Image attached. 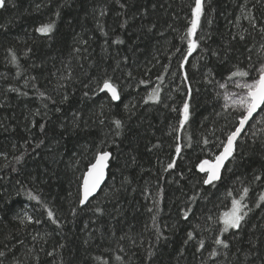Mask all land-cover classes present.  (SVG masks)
Masks as SVG:
<instances>
[{
    "label": "trees",
    "instance_id": "1",
    "mask_svg": "<svg viewBox=\"0 0 264 264\" xmlns=\"http://www.w3.org/2000/svg\"><path fill=\"white\" fill-rule=\"evenodd\" d=\"M194 4L5 0L0 264H264V110L221 179L205 185L197 168L238 125L231 99L246 91L236 84L264 66V0H203L189 55ZM49 23L50 34L36 31ZM237 69L249 76L229 79ZM104 79L119 102L100 93ZM156 88L159 98L149 99ZM99 151L111 153L106 182L80 207L82 177ZM241 196V228L222 233V215Z\"/></svg>",
    "mask_w": 264,
    "mask_h": 264
},
{
    "label": "snow or ice",
    "instance_id": "2",
    "mask_svg": "<svg viewBox=\"0 0 264 264\" xmlns=\"http://www.w3.org/2000/svg\"><path fill=\"white\" fill-rule=\"evenodd\" d=\"M5 6V0H0V8ZM123 6V5H122ZM203 13V0H195L194 7L192 8V19L191 26L187 30V38H188V54L191 53L197 48V43L193 39L195 36L196 30L199 26L200 18ZM54 24H44L41 27L37 28L36 31L41 34L48 35L53 31ZM117 43H122V41H117ZM13 62H15V55L12 57ZM183 67V64L181 65ZM248 71L237 69L231 73L232 77H248ZM186 78V77H185ZM143 83V82H142ZM236 86L241 89H245L242 95L238 98L231 99V106L237 108V110L241 111V115L239 116L238 126L235 127L234 131H231L227 134L226 141L222 144V151L215 156L214 160H202L197 168L201 173H206V178L203 179V183L205 185H211L213 182L221 179V170L225 165V162L228 161L231 157H233L235 151V145L237 138L241 135L242 130L249 123L255 113L258 110H264V66H262L258 70V78L252 80V82H244L237 83ZM99 90L101 92L107 91L111 94V98L113 100H119L120 96L116 86L109 80L104 79L102 84L98 85ZM234 95V94H233ZM159 98V88L153 90V92L149 95V99L156 100ZM226 101L230 99V97L225 98ZM189 118V105L188 103H184L183 106V119L180 120V126L183 128L184 124L187 122ZM115 125L117 128L121 127V121L116 120ZM207 144V140L204 141ZM175 152L177 155L181 153V147L179 145L176 146ZM111 153L108 151H99L96 153L94 157V163H91L87 173L82 177V196L79 200L81 205H84L88 202L89 198L96 192V190L101 186L105 179V169L109 166V159ZM19 159V158H18ZM175 166V161H171L168 163L167 168L172 169ZM259 179V177H257ZM248 189H244V194L246 195ZM231 195V193H229ZM30 199H37V197L31 196L29 194ZM244 196H241L240 199L232 200V207L229 211L225 212L221 217V221L223 223L222 233H227L229 229L239 230L242 226V223L247 216V211L245 209L248 208V205L243 203ZM259 200L264 202V194H261ZM256 207H260V204H257ZM47 215L50 219H53V212L49 210ZM185 218H187V212H185ZM29 221L31 217H26ZM56 221L53 219V223ZM23 223V220L21 221ZM192 233H188L189 239L192 238ZM217 245H222L224 248H227L228 243L221 239L217 238L215 240ZM203 241L200 242V247L203 248ZM215 254V253H213ZM4 253L0 252V256H3Z\"/></svg>",
    "mask_w": 264,
    "mask_h": 264
},
{
    "label": "water",
    "instance_id": "3",
    "mask_svg": "<svg viewBox=\"0 0 264 264\" xmlns=\"http://www.w3.org/2000/svg\"><path fill=\"white\" fill-rule=\"evenodd\" d=\"M100 93L101 94H106L107 96H108V98L113 102V103H117V102H119V100H113L112 98H111V94L110 93H108L107 91H104V92H101L100 91ZM263 107V106H262ZM259 111L260 110H258L257 111V113H255L254 114V116H253V119H254V117L259 113ZM253 119H251L250 121H249V123L253 120ZM249 123L245 126V128L242 130V132H241V135L243 134V132H244V130L246 129V127L249 125ZM238 126V125H237ZM240 135V136H241ZM239 136V137H240ZM239 137L237 138V140L239 139ZM222 151V150H221ZM220 151V152H221ZM110 159H111V156H110ZM110 159H109V161H110ZM93 163H94V161H93ZM227 163V161L225 162V164ZM91 166V165H90ZM89 166V167H90ZM225 166V165H224ZM89 167H88V169H89ZM224 168V167H223ZM223 168H222V170H223ZM88 169H87V171H88ZM222 170H221V172H222ZM87 171L84 173V175L87 173ZM107 171H108V168H106L105 169V179H104V182L101 184V186L96 190V192L89 198V200H88V202H86L84 205H81L80 203V207H85L92 199H94L98 194H99V192H100V190L102 189V187L104 186V184H105V182H106V178H107ZM198 172L200 173V174H202L205 178H206V173H201L200 171H199V169H198ZM83 175V176H84ZM216 182V181H215ZM214 183V182H213ZM81 196H82V183H81V188H80V198H81Z\"/></svg>",
    "mask_w": 264,
    "mask_h": 264
},
{
    "label": "rangeland",
    "instance_id": "4",
    "mask_svg": "<svg viewBox=\"0 0 264 264\" xmlns=\"http://www.w3.org/2000/svg\"><path fill=\"white\" fill-rule=\"evenodd\" d=\"M246 91V90H245ZM264 194V193H263ZM231 207H232V205H231ZM231 207L227 210V211H229L230 209H231ZM223 216V215H222ZM221 225H222V229H223V223H222V221H221ZM229 230H235V229H229Z\"/></svg>",
    "mask_w": 264,
    "mask_h": 264
}]
</instances>
